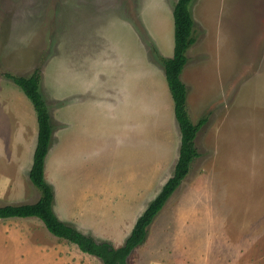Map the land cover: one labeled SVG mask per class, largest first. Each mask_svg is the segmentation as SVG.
Instances as JSON below:
<instances>
[{
  "label": "rangeland",
  "instance_id": "374dc122",
  "mask_svg": "<svg viewBox=\"0 0 264 264\" xmlns=\"http://www.w3.org/2000/svg\"><path fill=\"white\" fill-rule=\"evenodd\" d=\"M176 1L0 0V97L8 104L19 90L32 109L19 127L0 106V205L41 195L29 178L37 115L3 75L39 67L54 128L45 177L55 212L98 241L124 245L179 158L162 62L171 56ZM191 10L196 41L182 78L192 121L209 120L196 138L199 156L128 263L264 264V0H194ZM89 72L99 75L101 100L112 93L104 101L114 100V112L96 106L77 115L86 97L79 79L91 80ZM173 206L187 220L166 226ZM183 223L188 233L172 235ZM164 242L170 255L156 262Z\"/></svg>",
  "mask_w": 264,
  "mask_h": 264
},
{
  "label": "trees",
  "instance_id": "16d2710c",
  "mask_svg": "<svg viewBox=\"0 0 264 264\" xmlns=\"http://www.w3.org/2000/svg\"><path fill=\"white\" fill-rule=\"evenodd\" d=\"M193 1H176L173 9L174 53L172 57L162 58L166 80L174 100L175 117L181 130L179 158L173 175L138 217L124 245L115 247L109 241H98L76 226L60 219L54 210V189L45 177L46 156L49 152L54 128L49 106L40 88L41 69L39 67L29 75L10 72H5L3 75L13 80L21 88L36 110L38 138L29 178L33 185L40 190L41 195L33 203L0 205V218L37 217L49 232L77 245L83 252L98 257L104 264H128V258L132 251L146 241L148 226L188 175L192 161L199 156L196 137L208 120L206 116L201 117L196 123L191 120L187 110L188 89L181 77L189 61L188 50L196 41L194 36L195 21L191 10Z\"/></svg>",
  "mask_w": 264,
  "mask_h": 264
},
{
  "label": "crops",
  "instance_id": "0c3cea01",
  "mask_svg": "<svg viewBox=\"0 0 264 264\" xmlns=\"http://www.w3.org/2000/svg\"><path fill=\"white\" fill-rule=\"evenodd\" d=\"M168 35H170V34H168ZM170 45L171 46L168 47L167 49H169L168 51L171 50L170 51V55H171L170 57H172L173 53H174L175 42H173V44H172L171 35H170ZM182 75H183V72H182ZM182 75H181V77H182ZM88 76H90L92 79L91 80H89V78L85 79V77H82V79H79V82H81V81L83 82V86L79 85L77 87V90L85 91L86 97L83 101H81L82 103H80V105L78 106V108L76 110L77 115L79 114V112H86L85 111L86 107L95 108L96 106H99L100 108H102V106H104L106 112H108V111L114 112V110H115L114 109V100L113 99H107L104 101V99H106L108 96H113V95H111L112 93L107 94L108 96L105 95L104 99L101 100L100 96H101L102 92L100 93V90H99V88L101 87V85L99 84L100 83L99 82V75L96 76L95 73L89 72ZM163 77L166 79V74H163ZM84 80H87L88 83L87 84L84 83ZM182 80L184 81V78H182ZM116 91H119L118 88H116ZM124 95H125V99H127V94H125V92H124ZM0 99H1L0 100V106L2 107V109H4L5 112H14L16 114V115H13L14 121H15V123L16 122L18 123L19 127L22 126L23 120H26V123H28L27 119H26L27 117L25 115H21V114L23 111L29 112L27 115L29 117H31L32 109L30 107V104L28 103V101L24 97V95H22V93L19 90H18L17 96H14V101L10 100L8 102V104L5 101L4 97H0ZM131 104H132V102H131ZM131 104H130V106H131ZM187 105H188V98H187ZM190 109L191 108L189 107V110H188V107H187L190 118L192 120ZM35 112H36V110H35ZM174 112H175V108H174ZM201 117H203V116H201ZM208 120H209V118H208ZM208 120H207V122H208ZM194 123H196V122H194ZM37 124H38V119H37ZM24 129L25 128L23 127V131H24ZM26 133H28V132H26ZM37 138H38V130H37L36 141H35V137H34V139H32L33 141L36 142V144H37ZM20 145L22 146V144H20ZM32 145H33V143H32ZM26 148H27V146H26ZM35 148H36V145H35ZM35 148L32 150V152H33L32 163H33ZM22 149L23 148H20V150H22ZM23 150H22V152H23ZM30 154H31V151H30ZM18 156H19V158L21 156L19 154V152H18ZM13 158H15V157H13ZM32 163H31V166H32ZM46 163H47V159H46ZM45 173H46V165H45ZM170 176H172L171 173L168 174L167 178L163 177L161 180H159V185L157 186L156 190L146 200V202L142 206V209L140 210V215L149 206L150 202L159 194V192L162 190L164 184L170 178ZM175 209H176V206H173L170 209V211L167 212V214L165 215L164 220L166 221V226H169L170 224H175L176 222H181V221L187 220V218H185V216L183 214H179V213H181V211H179V210L176 211ZM59 217L63 221L67 222V220L63 219L61 216H59ZM138 217H137V219H138ZM137 219H136V221H137ZM116 220L117 219L115 218L114 222ZM136 221H135V223H136ZM160 224H162V223H160ZM133 227H134V225H133ZM174 227H175L176 232H173V234H172L171 233L172 229L167 227V229H165V233L163 235L165 237L169 238L172 234V235H176L179 238V237H182L183 235L187 234L188 231L190 230V228L186 229L185 223L177 224ZM161 232H162V230H161ZM146 243L141 244L140 247L147 245ZM166 244L167 243L164 242V243H161L159 245L160 253H158V254L160 255V258L154 259L156 262H160V260L162 262V261H164V258H167L170 255L167 252V249L165 247ZM148 246L149 247L146 249H149L150 247L152 248V246L150 244H148ZM138 248L139 247H137L135 249H138ZM175 252L177 253V255L180 254L179 251H175ZM165 253H166V255H164ZM130 257H131V255L129 256V258ZM129 258H128V260H129ZM0 264H103V262L98 257L83 252L77 245L70 243L66 240L60 239L57 236H55L54 234H52L51 232H49L48 229L45 227L44 223L41 220H39V218H37V217H12V218H0Z\"/></svg>",
  "mask_w": 264,
  "mask_h": 264
}]
</instances>
